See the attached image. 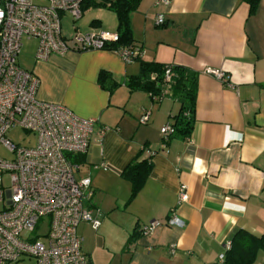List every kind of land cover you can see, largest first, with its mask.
I'll list each match as a JSON object with an SVG mask.
<instances>
[{
	"label": "crops",
	"instance_id": "obj_1",
	"mask_svg": "<svg viewBox=\"0 0 264 264\" xmlns=\"http://www.w3.org/2000/svg\"><path fill=\"white\" fill-rule=\"evenodd\" d=\"M158 1L140 0L130 31L143 61L198 72L193 128L184 139L163 146L160 135L177 102L153 103L147 92L124 84L138 73L137 61L125 63L105 49L70 51L34 59L29 70L39 80V99L96 120L87 151L71 157L77 171L83 168L76 178L91 179L88 205L101 212L97 230L87 222L76 228L88 264H224L219 255L237 229L264 234V0L253 15L241 0ZM89 9L81 10L84 23L73 34L117 31L114 11ZM207 67L221 69L228 83L205 74ZM101 71L117 83L111 90L97 81ZM137 157H148L152 167L129 200L131 185L121 173ZM181 185L188 192L183 203ZM171 211L183 226L140 232L150 221L164 223ZM256 258L253 264H264V253Z\"/></svg>",
	"mask_w": 264,
	"mask_h": 264
},
{
	"label": "built area",
	"instance_id": "obj_2",
	"mask_svg": "<svg viewBox=\"0 0 264 264\" xmlns=\"http://www.w3.org/2000/svg\"><path fill=\"white\" fill-rule=\"evenodd\" d=\"M83 1L0 0V264L22 257L33 258L35 264H88L76 228L81 222L94 230L101 225V212L88 205L91 179L76 178L78 165L71 161L87 151L96 120L80 118L67 107L39 99V80L16 60L23 37L37 39L34 59L41 61L53 54L103 49L117 42L116 31L75 32L70 37L60 33V16L68 13L75 22ZM163 22L162 15H157L156 23ZM114 52L130 63L142 57L143 50L136 44ZM204 72L228 83L219 68L207 67ZM165 78L170 80L169 71ZM148 115L149 111L140 115L139 123L146 124ZM13 126L35 133V146L22 147L8 138L6 133ZM106 129L100 128L99 138ZM173 132L170 123L161 127L163 146ZM98 167L106 169L103 164ZM179 188V202H187V187ZM162 224L184 225L171 211L164 223L150 221L140 232L149 235ZM224 247H229V241ZM223 258L224 253L219 255Z\"/></svg>",
	"mask_w": 264,
	"mask_h": 264
},
{
	"label": "trees",
	"instance_id": "obj_3",
	"mask_svg": "<svg viewBox=\"0 0 264 264\" xmlns=\"http://www.w3.org/2000/svg\"><path fill=\"white\" fill-rule=\"evenodd\" d=\"M241 1L248 4L250 15H253L260 3L259 0ZM139 2L140 0H108L104 3L96 0L83 1L81 5L82 12L88 7L104 4L105 7H108L116 14V32L119 35V39L117 42L109 43L103 49L114 52L121 47L138 44L142 50L139 43L133 42L132 32L130 31L131 14L137 9ZM133 61L139 63V71L137 74L125 79L124 84L129 90L147 92L153 103H159L163 98L179 102V110L173 116L172 122H170V125L174 127V132L166 141V145L173 137L184 139V137L189 136L193 128L195 96L198 90V72L184 65L143 61L142 57L135 58ZM166 71H169V81L165 78ZM108 80V74L101 71L97 81H99L101 86L108 85L109 90H111L117 83ZM125 166L121 175L130 182L129 200H132L144 186L152 164L148 157L143 160H139L137 157ZM259 252L264 253V234L256 236L244 229H237L229 240V247L224 251L223 262L224 264H253Z\"/></svg>",
	"mask_w": 264,
	"mask_h": 264
},
{
	"label": "rangeland",
	"instance_id": "obj_4",
	"mask_svg": "<svg viewBox=\"0 0 264 264\" xmlns=\"http://www.w3.org/2000/svg\"><path fill=\"white\" fill-rule=\"evenodd\" d=\"M96 1H102L103 3L108 1V0H96ZM90 8L89 10H93L94 8V12L95 11H99L100 9H105L106 11H111V9H109L108 7H105L104 4H100L97 6H91L88 7ZM88 13V14H87ZM91 13V11H90ZM86 17H88L87 15H89V12L86 11L83 13ZM72 17L71 15H69L68 13H64L60 16V25H61V34H63L64 36L68 37L71 36L74 30V25L78 26L79 28L83 25L84 23V18H79V20L73 22L71 21ZM78 30H82V29H78ZM38 44L37 39L35 38H26L23 37L22 41H21V47L19 54L17 56V64L20 68H22V70H30L31 66H32V62L34 60V54L36 51V45ZM169 99V98H168ZM173 100V99H170ZM176 102V101H175ZM179 104V102H177ZM7 137L10 138L14 143H16L19 146L22 147H32L35 146L34 144H36L37 141V136L35 133L32 132H27L26 130H24L23 128L19 127V126H13L11 127L8 131H7ZM80 173L83 172V168H81V170L79 169ZM79 171H75L76 176H78ZM47 218H45L46 220ZM79 229V228H77ZM40 231H42L41 229H39ZM7 264H35V261L33 258H28V257H22L20 260L16 261V262H9Z\"/></svg>",
	"mask_w": 264,
	"mask_h": 264
}]
</instances>
